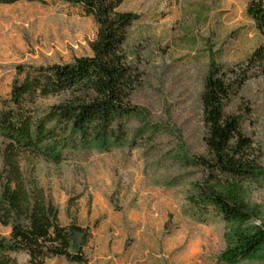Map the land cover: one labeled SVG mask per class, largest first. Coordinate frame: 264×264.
Wrapping results in <instances>:
<instances>
[{
	"label": "rangeland",
	"instance_id": "1",
	"mask_svg": "<svg viewBox=\"0 0 264 264\" xmlns=\"http://www.w3.org/2000/svg\"><path fill=\"white\" fill-rule=\"evenodd\" d=\"M43 1L0 4V98L22 77L19 64L63 63L90 53L92 18L79 4ZM246 2L123 0L118 6L138 15L124 40L127 57L142 73L129 97L135 111L126 138L108 151L34 162L59 223L90 229L83 263L54 256L45 264H221L228 224L216 215L196 220L186 196L202 177L193 157L202 152L198 94L204 77L213 68L243 63L264 45V33L245 15ZM225 109L241 115L259 161L257 173L233 196L254 208L248 224L264 223V70L253 72ZM8 231L0 225L1 234ZM16 257L25 264V253ZM231 264H264V249Z\"/></svg>",
	"mask_w": 264,
	"mask_h": 264
},
{
	"label": "trees",
	"instance_id": "2",
	"mask_svg": "<svg viewBox=\"0 0 264 264\" xmlns=\"http://www.w3.org/2000/svg\"><path fill=\"white\" fill-rule=\"evenodd\" d=\"M17 1L0 0V4ZM79 4L95 24L88 42L90 53L63 63L16 67L21 78L0 98V264H45L61 256L83 263V248L90 229L58 221L53 200L36 177L34 162L59 163L89 149L108 151L127 133V120L135 111L129 97L141 83L142 73L124 51L126 30L138 18L121 11L123 0H63ZM245 15L264 33L262 0H247ZM264 70V45L250 51L243 63L213 68L198 94L202 152L193 163L202 171L201 181L187 194L192 217L204 221L216 215L228 224L221 264H231L264 249V223L248 224L254 208L233 196L243 182L259 170L258 153L242 130L241 115L225 109L253 72ZM49 97H59L46 105ZM72 245L74 249L71 250Z\"/></svg>",
	"mask_w": 264,
	"mask_h": 264
}]
</instances>
